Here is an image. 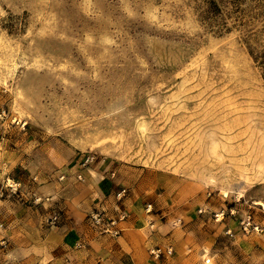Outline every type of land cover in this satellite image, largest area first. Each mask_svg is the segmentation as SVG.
<instances>
[{"label":"rangeland","instance_id":"obj_1","mask_svg":"<svg viewBox=\"0 0 264 264\" xmlns=\"http://www.w3.org/2000/svg\"><path fill=\"white\" fill-rule=\"evenodd\" d=\"M71 250L264 264V0H0V264Z\"/></svg>","mask_w":264,"mask_h":264},{"label":"crops","instance_id":"obj_2","mask_svg":"<svg viewBox=\"0 0 264 264\" xmlns=\"http://www.w3.org/2000/svg\"><path fill=\"white\" fill-rule=\"evenodd\" d=\"M65 253H63L60 256L56 255V259L51 261L49 264H106L104 261V259H106V257L101 258V259L97 256L93 257L91 255V253H89V252L84 253V255L81 257L82 261L81 260L78 261L77 257H73L72 254H75L73 252V250L70 251V255H68V256L66 255L68 253H66V254ZM120 256H122V255H120ZM66 259H68L69 262L66 263ZM116 262H118V260H116ZM120 264H122L121 261H120Z\"/></svg>","mask_w":264,"mask_h":264},{"label":"bare ground","instance_id":"obj_3","mask_svg":"<svg viewBox=\"0 0 264 264\" xmlns=\"http://www.w3.org/2000/svg\"><path fill=\"white\" fill-rule=\"evenodd\" d=\"M210 260H211V259H208V260H207V263H209V262H210Z\"/></svg>","mask_w":264,"mask_h":264},{"label":"built area","instance_id":"obj_4","mask_svg":"<svg viewBox=\"0 0 264 264\" xmlns=\"http://www.w3.org/2000/svg\"><path fill=\"white\" fill-rule=\"evenodd\" d=\"M124 191V190H123Z\"/></svg>","mask_w":264,"mask_h":264}]
</instances>
